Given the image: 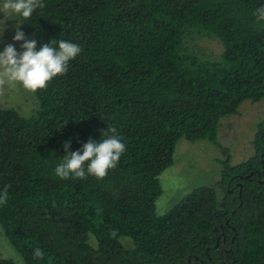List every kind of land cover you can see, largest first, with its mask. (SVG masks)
<instances>
[{
	"label": "trees",
	"instance_id": "obj_1",
	"mask_svg": "<svg viewBox=\"0 0 264 264\" xmlns=\"http://www.w3.org/2000/svg\"><path fill=\"white\" fill-rule=\"evenodd\" d=\"M42 2L19 17L36 50L55 39L82 52L34 93L31 116L0 107V227L24 264H264V116L244 162L217 141L222 118L264 99V0ZM194 38L217 39L221 59L190 49ZM111 127L126 151L104 179L56 176L65 143L75 152ZM180 139L224 152L220 208L216 189L199 187L156 213Z\"/></svg>",
	"mask_w": 264,
	"mask_h": 264
},
{
	"label": "rangeland",
	"instance_id": "obj_2",
	"mask_svg": "<svg viewBox=\"0 0 264 264\" xmlns=\"http://www.w3.org/2000/svg\"><path fill=\"white\" fill-rule=\"evenodd\" d=\"M2 3V0H0ZM17 23H22L19 16H8L0 13V52L8 44H13L17 52H22L23 41H14ZM20 30L27 40H32L33 35L21 24ZM187 46L204 58L220 60L222 47L215 38H194L187 40ZM0 107L12 108L22 117H29L38 109V102L34 95L25 90L21 85L5 87L0 93ZM264 116V99L252 103L244 101L235 115L222 118L217 131V141L230 153V164L237 165L253 155L252 141L257 124ZM224 152L207 140L190 143L180 139L173 153V164L159 176L162 193L155 202L158 215L166 213L171 207L199 187H214L217 192V205L221 207L222 191L217 187L220 179L221 168L218 160H224ZM120 243L125 248L133 247L129 238H120ZM93 245V237H90ZM0 258L24 264L16 248L5 237L0 227Z\"/></svg>",
	"mask_w": 264,
	"mask_h": 264
},
{
	"label": "clouds",
	"instance_id": "obj_3",
	"mask_svg": "<svg viewBox=\"0 0 264 264\" xmlns=\"http://www.w3.org/2000/svg\"><path fill=\"white\" fill-rule=\"evenodd\" d=\"M44 7L42 0H2L0 13L29 20L37 9ZM254 16L257 23L264 22V6L257 8ZM21 24L23 23H17L13 40L23 41L21 44L23 51L17 52L13 44H8L0 52V93L5 87L14 88L17 84L31 93L46 90L55 77L67 74L69 62L82 52L79 45L65 40L58 42V48L54 47L53 45L57 43L55 39L43 44L37 51L36 41L26 39L20 30ZM3 32L4 30L0 32V36ZM102 136L105 138L100 141L89 139L83 144L82 149L75 152L69 151L70 143H65V152L69 154L65 155L63 162L56 167V176L62 180L70 178L83 180L87 175L94 176L97 180L104 179L109 170L116 168L126 151V146L121 142L115 127L104 130ZM9 187L10 185H6L0 190V205L7 202ZM33 256L43 259L45 253L36 248Z\"/></svg>",
	"mask_w": 264,
	"mask_h": 264
}]
</instances>
